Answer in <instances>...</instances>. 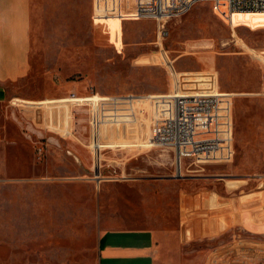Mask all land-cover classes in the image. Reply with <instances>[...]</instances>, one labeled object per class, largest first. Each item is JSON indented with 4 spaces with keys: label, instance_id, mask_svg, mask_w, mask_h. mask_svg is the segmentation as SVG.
<instances>
[{
    "label": "rangeland",
    "instance_id": "obj_1",
    "mask_svg": "<svg viewBox=\"0 0 264 264\" xmlns=\"http://www.w3.org/2000/svg\"><path fill=\"white\" fill-rule=\"evenodd\" d=\"M73 1L82 13L36 44V68L16 96L56 110L54 98L71 93H222L233 153L180 164L173 150L153 147L148 103L136 126L98 113L94 139L86 114L73 120L66 107L65 121L47 124L31 108L33 129L0 163V264H94L101 235L123 228L178 229L192 249L224 246L240 257L264 250V231L253 228L264 221V13L228 16L204 1L168 22L163 38L156 21L132 20L133 0H96L95 18L93 0ZM73 128L78 147L55 133Z\"/></svg>",
    "mask_w": 264,
    "mask_h": 264
},
{
    "label": "crops",
    "instance_id": "obj_2",
    "mask_svg": "<svg viewBox=\"0 0 264 264\" xmlns=\"http://www.w3.org/2000/svg\"><path fill=\"white\" fill-rule=\"evenodd\" d=\"M93 1L95 18L96 0ZM80 10L79 4L73 0H0V163L9 161V156L12 155L10 149L12 146H19L20 136L26 140L27 133L23 129H33L29 123L31 108L39 114L45 113L43 121L47 124L51 120L59 122L66 118L68 108L61 106L53 110L47 105H27V102L33 100L16 96L14 90L15 84L28 80L33 75L37 64L34 56L36 44L46 41V37L51 34L55 35V29L62 28L65 19L78 16ZM171 91V87H163L144 93L170 94ZM205 92L181 91V94ZM71 94L54 99L60 101ZM88 96L90 95L82 97ZM47 100L52 99L42 101ZM18 112L23 114L22 120ZM14 129L16 132H13ZM67 132L66 136L55 133L73 147L82 144L76 137L77 132H73V135L72 131ZM68 153L77 162L81 161L80 156L73 151ZM7 170L5 172H9ZM253 226L256 231H264V221ZM131 232L135 233L129 234ZM260 241L263 245L264 241ZM191 245L192 241L186 240L178 229H108L101 235L94 264H264L262 247L249 249L251 255L240 257L235 251L227 252L224 246L192 249Z\"/></svg>",
    "mask_w": 264,
    "mask_h": 264
},
{
    "label": "built area",
    "instance_id": "obj_3",
    "mask_svg": "<svg viewBox=\"0 0 264 264\" xmlns=\"http://www.w3.org/2000/svg\"><path fill=\"white\" fill-rule=\"evenodd\" d=\"M204 1L227 8V15L264 12V0H133L131 17L135 20H154L159 26V37L166 36V25L173 19L189 12ZM158 37V38H159ZM159 94L142 96H101L96 93L88 97L71 94L59 104L72 109V119L86 114L93 132L96 115H107L113 126H136L143 115H147L146 104H150L153 147L169 148L182 164L184 158L196 156L222 161L233 153L234 125L226 95L222 93ZM158 102L169 103L170 109H157ZM126 120V122H125ZM131 120V121H127ZM77 124V122H76ZM107 123L102 124L105 125ZM108 126V125H107ZM72 132H76L73 129ZM232 156V154H231ZM182 167V165H181Z\"/></svg>",
    "mask_w": 264,
    "mask_h": 264
},
{
    "label": "bare ground",
    "instance_id": "obj_4",
    "mask_svg": "<svg viewBox=\"0 0 264 264\" xmlns=\"http://www.w3.org/2000/svg\"><path fill=\"white\" fill-rule=\"evenodd\" d=\"M240 12H236V14H238ZM258 13V12H256ZM260 13H264V12H260ZM232 15H235V14H232ZM171 108V105L169 103H161V102H158L157 104V109L159 110H162V109H170Z\"/></svg>",
    "mask_w": 264,
    "mask_h": 264
}]
</instances>
